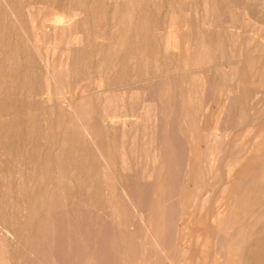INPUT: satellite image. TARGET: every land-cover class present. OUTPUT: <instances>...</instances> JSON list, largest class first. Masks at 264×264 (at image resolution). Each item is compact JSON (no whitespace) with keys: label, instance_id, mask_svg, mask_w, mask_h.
Instances as JSON below:
<instances>
[{"label":"rangeland","instance_id":"rangeland-1","mask_svg":"<svg viewBox=\"0 0 264 264\" xmlns=\"http://www.w3.org/2000/svg\"><path fill=\"white\" fill-rule=\"evenodd\" d=\"M263 1L0 0V264H264Z\"/></svg>","mask_w":264,"mask_h":264},{"label":"bare ground","instance_id":"bare-ground-1","mask_svg":"<svg viewBox=\"0 0 264 264\" xmlns=\"http://www.w3.org/2000/svg\"><path fill=\"white\" fill-rule=\"evenodd\" d=\"M263 1V0H262ZM206 2V1H205ZM264 2V1H263ZM205 4H207V3H205ZM208 5V4H207ZM208 7V6H207ZM264 7V6H263ZM206 8V7H205ZM207 9V8H206ZM174 22V21H173ZM35 24V23H34ZM176 24V23H175ZM207 25V24H206ZM172 27V26H171ZM170 30V29H169ZM207 31V30H206ZM179 33H181V32H179ZM209 33V32H208ZM258 33V32H257ZM182 34V33H181ZM180 34V35H181ZM184 34V33H183ZM176 33H168V34H166V36H167V41L166 42H168V45L166 46V48L168 47H171L172 46V44H173V40H174V38L176 37ZM183 36V35H182ZM180 37V36H179ZM251 37H252V35H251ZM257 37V36H256ZM177 38V37H176ZM187 38H186V36H185V40H186ZM243 39V38H242ZM262 39V38H261ZM176 40V39H175ZM180 39H178V41H179ZM182 41V40H181ZM187 41V40H186ZM189 41V40H188ZM243 41V40H242ZM261 41V40H260ZM174 42H176V41H174ZM191 42V41H190ZM237 42H238V39H237ZM241 42V41H240ZM239 42V43H240ZM182 43V42H181ZM258 43V42H257ZM180 44V43H179ZM179 44L178 45H176V46H178L179 47ZM185 44H186V42H185ZM190 44V43H189ZM262 44H264V43H262ZM182 46V45H181ZM186 46V45H185ZM189 46V45H188ZM173 47H175V46H173ZM177 47V49L179 50V48ZM207 47H208V45H207ZM185 48V47H184ZM181 49V48H180ZM208 49V48H207ZM262 49V48H261ZM168 50V49H167ZM170 50V49H169ZM185 50V49H184ZM259 50V49H258ZM179 52H181V51H179ZM186 52V51H185ZM188 52H189V48H188ZM209 52V51H208ZM210 53V52H209ZM193 54V53H192ZM184 55V54H183ZM196 58H198V57H196ZM185 60H188V58H186ZM253 59H251V60H248L249 62L250 61H252ZM255 61V60H254ZM253 61V62H254ZM189 62V61H188ZM252 62V63H253ZM186 64H187V62H185ZM206 63V62H205ZM185 64V65H186ZM195 65V64H194ZM250 65V66H249ZM248 66L249 67H251V64H249ZM253 65V64H252ZM257 65H259V64H257ZM243 66H245V65H243ZM256 66H255V64L253 65V69H252V72L253 71H257V73L258 72H260L258 69H256L255 68ZM240 69V68H239ZM244 70V69H243ZM246 71V70H245ZM263 71H264V68H263ZM248 72V71H247ZM264 75V74H263ZM247 76V75H246ZM262 76V75H261ZM237 77V76H236ZM261 78V77H260ZM245 79V78H244ZM243 79V80H244ZM259 79V78H258ZM256 80V79H255ZM260 80V79H259ZM264 80V79H263ZM253 81H254V79H253ZM261 81V80H260ZM206 82V81H205ZM238 83V82H237ZM243 83H245V82H243ZM254 83V82H253ZM257 83V82H256ZM251 84V83H250ZM249 84V85H250ZM253 85V84H252ZM258 85V84H257ZM255 86H256V84H255ZM261 86V85H260ZM259 86V87H260ZM264 86V85H263ZM251 87H253V86H251ZM245 88V87H244ZM249 88V87H248ZM248 88H246L245 90H247ZM262 88V87H261ZM239 89V88H238ZM231 89H229V91H230ZM253 90H254V87H253ZM256 90V89H255ZM225 91V90H224ZM252 91V90H251ZM192 92V91H191ZM191 92H190V94H191ZM231 92H233L232 90H231ZM235 92V91H234ZM241 92V91H240ZM222 93V92H221ZM224 93V92H223ZM222 93V94H223ZM226 93V92H225ZM224 93V94H225ZM235 94V93H234ZM224 96V95H223ZM223 96H222V98H223ZM229 96H230V93H227L224 97L226 98V99H228L229 98ZM243 96V95H242ZM257 96V95H256ZM256 96H255V98H256ZM220 98V97H219ZM258 98V97H257ZM256 98V99H257ZM188 99V98H187ZM195 99V98H194ZM193 99V100H194ZM226 99H224L223 101L225 102L226 101ZM235 99V98H234ZM190 100H191V97H190ZM221 100V99H220ZM258 100V99H257ZM194 101H192V103H193ZM254 102H255V100H254ZM220 103V102H219ZM226 104V103H225ZM219 105V104H218ZM221 105V104H220ZM224 105V104H223ZM225 106V105H224ZM227 106V105H226ZM225 109V108H224ZM204 110V109H203ZM258 110V109H257ZM222 111H223V109H222ZM225 111V110H224ZM259 111V110H258ZM224 113V112H223ZM253 113V112H252ZM148 114V113H147ZM206 114V113H205ZM211 114V113H210ZM209 115V114H208ZM221 115V114H220ZM203 116H204V114H203ZM218 116V115H217ZM127 118V117H126ZM202 118H207L206 116L205 117H202ZM214 118V117H213ZM218 118V117H217ZM255 118V117H254ZM253 118V119H254ZM200 120H201V118H200ZM208 120V119H207ZM222 120V119H221ZM205 120L203 119V121L202 122H204ZM214 121V120H213ZM115 122V121H114ZM122 122V121H121ZM211 122V121H210ZM259 122H263V121H259ZM120 123V122H119ZM123 123V122H122ZM213 123V122H212ZM211 123V124H212ZM255 123V122H254ZM258 123V122H257ZM117 124V123H116ZM205 124V123H204ZM122 125V124H121ZM127 125V124H126ZM201 125H202V123H201ZM219 125V124H218ZM205 126V125H204ZM207 126V125H206ZM263 126V125H262ZM125 127V126H124ZM123 127V128H124ZM198 127V126H197ZM200 127V126H199ZM209 127V126H208ZM217 127V126H216ZM253 127H254V125H253ZM258 127L259 126H257V128H256V130H253V128H250V127H248V128H250L251 130H249V131H247L246 133H245V135H242L243 136V138H241V140L242 139H244V137L246 136V137H251L252 138V144H253V147L252 148H250V152H252V151H254V150H257L258 152L259 151H262L263 150V148H264V128L263 127H261V128H259L258 129ZM255 128V127H254ZM198 130H199V128H197ZM205 129V128H204ZM216 129V128H215ZM258 129V130H257ZM214 130V129H213ZM218 130V129H217ZM213 132V131H212ZM194 133V132H193ZM208 134V133H207ZM129 135V134H128ZM209 135V134H208ZM212 135V134H211ZM226 135V134H225ZM242 136H240V137H242ZM210 137V136H209ZM221 137V136H220ZM229 138H231V137H229ZM251 138H250V140H251ZM192 139V138H191ZM202 139V138H201ZM226 139H228V138H226ZM201 141V140H200ZM206 141V140H205ZM211 141V140H210ZM215 141V140H214ZM238 141V140H237ZM239 142V141H238ZM213 144L215 143V142H212ZM251 143V142H250ZM205 144V143H204ZM210 145V144H209ZM218 145V144H217ZM199 146V145H198ZM250 146H252V145H250ZM200 147V146H199ZM198 147V148H199ZM227 147V146H226ZM255 147V148H254ZM229 148H230V146H229ZM200 149V148H199ZM246 149H247V151H248V147L246 148L245 147V151H246ZM196 152H197V150H196ZM210 152V151H209ZM226 152H227V150H226ZM255 153H256V151H254ZM264 152V151H263ZM193 153H195V152H193ZM198 153V152H197ZM194 155H197V154H194ZM242 155V154H241ZM261 155V154H260ZM259 155V156H260ZM263 155H264V153H263ZM239 156H240V154H239ZM249 156V155H248ZM262 156V155H261ZM204 157V156H203ZM207 157V156H206ZM212 157V156H211ZM214 157V156H213ZM241 157V156H240ZM243 157H245L244 155H243ZM243 157H241L240 159H242ZM209 158V157H208ZM246 158H247V156H246ZM258 158V157H257ZM256 160L257 161V159L255 158V156H253V159H251L250 158V160H251V162L249 161L248 163L250 164H254V162H253V160ZM215 160H216V158H215ZM217 160H218V158H217ZM234 160H236V159H234ZM233 160V161H234ZM254 160V161H255ZM262 160V159H261ZM196 161V160H195ZM211 161V160H210ZM209 161V162H210ZM220 161V160H219ZM258 161H259V159H258ZM257 161V162H258ZM263 161V160H262ZM222 162V161H221ZM227 162H229V161H227ZM239 162V161H238ZM244 162V161H243ZM245 162H246V160H245ZM245 162H244V164H245ZM124 163V162H123ZM217 163V162H216ZM218 163H220V162H218ZM225 163V162H224ZM196 164L198 165V163L196 162ZM201 164V163H200ZM206 164V163H205ZM227 164V163H226ZM239 164H241V163H239ZM248 164V165H249ZM224 165V164H223ZM255 165V164H254ZM217 166H219L218 164H217ZM240 166V165H239ZM242 166L243 165H241L240 167L242 168ZM250 166V165H249ZM248 166V167H249ZM253 166V165H252ZM203 167V166H202ZM246 165H245V170L248 168ZM196 168H198V167H196ZM218 167H216V169H217ZM235 168H236V166H235ZM251 168V167H250ZM253 168V167H252ZM219 169V168H218ZM217 169V170H218ZM236 169H238V167L236 168ZM236 169H234V170H236ZM240 169V168H239ZM243 169V168H242ZM242 169H241V171H242ZM204 170V169H203ZM221 170V169H220ZM219 170V171H220ZM244 170V171H245ZM248 170H250L249 168H248ZM248 170H246V175H248L249 173L248 172H251V170L250 171H248ZM216 170H214V172H215ZM218 171V172H219ZM223 171V170H222ZM222 171H220V172H222ZM237 171V170H236ZM241 171H237L238 172V174H240L241 173ZM248 171V172H247ZM197 172V171H196ZM226 172H227V170H226ZM225 172V173H226ZM240 172V173H239ZM259 172V171H258ZM224 173V174H225ZM231 173H233V172H231ZM236 173V172H235ZM200 174V173H199ZM214 175L216 174V173H213ZM220 174V173H219ZM218 174V175H219ZM260 174H261V172H260ZM233 175L235 176L236 174H234L233 173ZM212 176V175H211ZM231 175L230 174H226V178H228V177H230ZM240 176V175H239ZM239 176H237V177H235V179L236 178H239ZM244 176V175H243ZM242 176V177H243ZM215 177V176H214ZM214 177H213V179H214ZM212 178V177H211ZM245 178H246V176H245ZM234 179V178H233ZM240 179V178H239ZM238 179V180H239ZM230 180V179H229ZM238 180H237V183H238ZM242 180V179H241ZM254 180V179H253ZM256 180V179H255ZM234 182V181H233ZM232 182V185H229L228 184V182H226L228 185V187H226V189L224 190V191H221V192H223L222 193V195L218 198V199H216L217 201H216V203H215V205H216V212H215V215L213 216V220L211 221L212 222V224H213V228H218V227H220V226H222V225H225V224H230L231 225V223H236V222H239V221H242V220H244V219H247L246 217H247V215L249 214V212H250V210H252L253 208H255L256 207V203H254V204H252L251 203V194H252V192H256V189H255V191H254V188L253 187H247V189H245V192H244V195L243 196H239V191H237L239 188L237 187V190H232V188L230 189V186L232 187L235 183H233ZM236 182V181H235ZM231 184V183H230ZM251 184V183H250ZM225 185V184H224ZM237 185V184H236ZM236 185H235V187H236ZM254 185H256V184H254ZM238 186V185H237ZM251 186H252V184H251ZM234 187V186H233ZM256 187V186H255ZM252 188H253V191H252ZM234 189V188H233ZM260 189V188H259ZM244 190V189H243ZM212 192V191H211ZM218 195V194H217ZM216 195V196H217ZM240 197V198H239ZM257 197V196H256ZM212 199V198H211ZM215 199H213L212 201L214 202V200ZM253 199V198H252ZM263 199V198H262ZM205 200V199H204ZM256 201H258V199L256 200ZM210 201H208V203H209ZM260 203H261V201H260ZM161 207V206H160ZM205 208V207H204ZM211 209V208H210ZM206 213V212H205ZM189 214H191V213H189ZM205 215V214H204ZM208 216V215H207ZM192 217H193V215H192ZM195 217V216H194ZM193 217V218H194ZM254 217V216H253ZM204 218H205V216H204ZM206 218H209V216L208 217H206ZM212 218V217H211ZM196 219V218H195ZM194 219V220H195ZM249 219V218H248ZM209 220H210V218H209ZM197 221V220H196ZM187 222V221H186ZM199 222V221H198ZM207 222V221H206ZM192 223V225H193V223H195V222H191ZM258 223V222H257ZM189 224V223H188ZM200 224H201V222H200ZM244 225H245V223H244ZM191 226V225H190ZM202 226V225H201ZM242 226H243V224H242ZM183 228H184V225L182 226ZM223 227V226H222ZM202 228V227H201ZM240 228H244V227H240L239 226V231H240ZM187 229H188V227L186 228V231H187ZM210 229V228H209ZM234 229V228H233ZM237 229H238V226H237ZM189 231V230H188ZM244 231V230H243ZM242 231V232H243ZM197 232V231H196ZM220 232V231H219ZM215 233V232H214ZM197 234H198V232H197ZM217 234H219V233H217ZM241 234V233H240ZM194 235V234H193ZM215 235V234H214ZM228 235V234H227ZM195 236V235H194ZM198 236V235H197ZM220 236V235H219ZM218 236V237H219ZM231 236V235H230ZM237 236V235H236ZM241 237V236H240ZM243 237V236H242ZM242 237L241 238H239V239H242ZM192 238V237H191ZM217 239V238H216ZM215 239V240H216ZM199 241V240H198ZM236 242V241H235ZM185 243V242H184ZM191 244V243H190ZM186 246H187V244H185ZM237 245H239V244H237ZM191 246V245H190ZM4 247V246H3ZM184 247V246H183ZM180 249H183V248H180ZM185 249V248H184ZM235 249V248H234ZM186 250V249H185ZM236 250V249H235ZM181 251V250H180ZM179 251V252H180ZM189 251V250H188ZM187 251V252H188ZM191 252V251H190ZM228 252H229V250H228ZM183 253V252H182ZM195 253V252H194ZM194 253H192V254H194ZM230 253V252H229ZM189 253H187V255H188ZM186 255V256H187ZM227 255H228V253H227ZM233 255V253L231 252L228 256H232ZM183 256H184V254H183ZM193 257H194V255H193ZM182 258H185V256L184 257H182ZM229 258V257H228ZM218 259V258H217ZM236 259V258H235ZM191 260V259H190ZM214 260H216L215 258H214ZM219 260V259H218ZM218 260H216V261H218ZM230 261H232L231 260V257H230V259H229ZM229 260H228V262H229ZM221 261V260H220ZM191 262V261H190ZM213 262V261H212ZM215 262V261H214ZM234 262V261H233ZM221 263H223V261L221 262ZM220 263V264H221ZM187 264H188V262H187ZM192 264H193V262H192ZM216 264V263H215ZM227 264V263H226Z\"/></svg>","mask_w":264,"mask_h":264}]
</instances>
